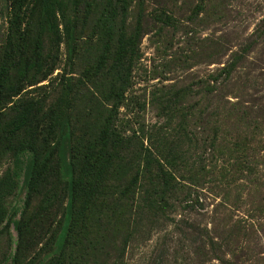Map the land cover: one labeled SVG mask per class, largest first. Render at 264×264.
Returning <instances> with one entry per match:
<instances>
[{
  "label": "rangeland",
  "instance_id": "374dc122",
  "mask_svg": "<svg viewBox=\"0 0 264 264\" xmlns=\"http://www.w3.org/2000/svg\"><path fill=\"white\" fill-rule=\"evenodd\" d=\"M63 1L59 27L63 30L72 20L79 43L72 67L63 34L48 78L18 96L0 95V264H17V230L8 219L20 216L17 206L25 196L13 182L3 183L13 166L7 139L12 120L28 99L46 98L43 110L55 101L63 69L72 82L97 69L107 38L97 27L109 4L124 9L127 33L140 27L116 131L130 137L135 150L147 147L166 157L178 190L168 216L153 214L139 200L150 180L139 175L132 182L137 199L113 205L110 221L116 220L118 230L106 236L114 242L99 244L96 259L107 253L102 264H264V0ZM15 14L9 0H0L2 53ZM17 14L26 39L39 37L44 51L53 52L51 36L39 24L38 0H25ZM232 61L236 65L226 76L223 67ZM84 80L93 91L106 92L109 86ZM74 105L78 127L96 132L106 105L90 106L84 100ZM136 168H125L115 190L133 181ZM59 196L40 217L34 215L39 197L28 202L26 235L34 238L28 257L55 235L65 202ZM188 205L194 206L190 210ZM120 250L119 262L113 261Z\"/></svg>",
  "mask_w": 264,
  "mask_h": 264
},
{
  "label": "trees",
  "instance_id": "16d2710c",
  "mask_svg": "<svg viewBox=\"0 0 264 264\" xmlns=\"http://www.w3.org/2000/svg\"><path fill=\"white\" fill-rule=\"evenodd\" d=\"M9 1L16 14L11 20L4 52L0 51V95L10 92L11 98L18 96L26 86L50 76L56 68L63 34L66 62L70 68L78 57L79 43L72 20L63 25V30L59 27L58 12L65 5L63 0H38L39 24L51 36L53 52L44 51L39 37L27 40L20 30L17 10L25 0ZM123 15L124 9L115 4H109L102 13L97 30L102 38L105 35L107 38L94 72H84L72 82L71 77L66 76L69 71L63 69L55 101L49 102L43 110L46 98L28 99L19 105L20 110L12 120L11 136L7 139L13 166L3 183L13 182L25 191L22 203L17 206L20 216L8 219L17 230V264H102L109 256L104 253L99 260L96 259L95 253L98 257L97 250L101 248L99 244L105 240L114 242L113 236L110 239L106 236L118 230L116 220L110 221L116 210L113 205L121 200L137 199V189L132 182L139 175L141 178L148 175L150 180L149 186L142 189L139 200L153 214L158 211L168 216L166 211L173 207L171 201L178 188L174 173L166 167L167 158L154 155L147 147L135 150L137 148L132 145L130 137L120 135L115 128L140 29L138 26L127 33L123 27ZM119 19L121 24L118 26ZM107 57L110 58L109 66H105ZM235 65L232 61L223 67L226 76L232 73ZM84 78L100 81L101 85L108 83L107 91L87 88ZM77 100H84L90 106L106 105L96 132H86L78 127V119L73 117L72 111ZM132 164L137 167L133 181L115 190V180L122 182L125 168ZM114 194L116 198L112 197ZM33 195L39 197V210L34 214L39 217L40 212L58 203L59 195L65 202L60 219L54 224L52 232L55 235L50 243L46 241L28 257L26 252L34 238L26 235L29 220L25 210ZM188 206L191 210L194 205ZM34 244L37 245L38 241ZM42 247L45 248L42 250ZM120 257L121 250L114 255L113 261L119 262Z\"/></svg>",
  "mask_w": 264,
  "mask_h": 264
}]
</instances>
